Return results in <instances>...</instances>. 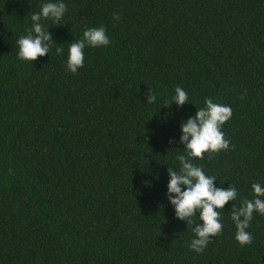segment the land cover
<instances>
[{
  "label": "trees",
  "instance_id": "trees-1",
  "mask_svg": "<svg viewBox=\"0 0 264 264\" xmlns=\"http://www.w3.org/2000/svg\"><path fill=\"white\" fill-rule=\"evenodd\" d=\"M43 2L0 0V264H264V215L246 246L230 219L264 184V0H64L62 22H43L49 54L20 60ZM100 26L109 46L68 72L69 43ZM177 86L194 105L165 107ZM206 99L232 110L229 149L193 162L238 196L197 254L200 221L177 219L165 193L180 122Z\"/></svg>",
  "mask_w": 264,
  "mask_h": 264
},
{
  "label": "clouds",
  "instance_id": "clouds-1",
  "mask_svg": "<svg viewBox=\"0 0 264 264\" xmlns=\"http://www.w3.org/2000/svg\"><path fill=\"white\" fill-rule=\"evenodd\" d=\"M66 11L64 0H45L39 12L30 16L31 27L28 34L20 36L15 42L18 48L17 58L32 62L37 57L49 54L50 45L54 42L49 28H46L43 22L60 24ZM113 18L118 20L119 16L114 14ZM109 44L110 39L105 27L87 28L83 31L81 39L69 43L66 70L74 74L84 66L86 47L104 48ZM55 51L60 55L63 49L58 47ZM155 102L156 97L150 93L146 103ZM173 103L179 108L191 102L188 93L177 86L165 107ZM231 116L230 106L206 99L204 107L196 110L194 115L181 120L179 143L183 145V153L175 157L179 167L176 170L167 167L168 182L165 196L173 207L175 217L186 222V225L193 223V217L200 221L192 228L194 238L188 245L190 250L197 254L202 253L211 242L210 237L222 233L224 225L221 222V212L226 203L237 199L238 193L232 184L227 188L216 186L214 184L217 181L216 177L207 175L193 160L202 159L206 153L212 154L229 149V141L224 138L221 129ZM250 187L253 198L242 199L239 207L232 204L230 208V219L235 226L234 239L241 246L252 242L253 237L248 228L253 220V213L264 215V184L252 183Z\"/></svg>",
  "mask_w": 264,
  "mask_h": 264
}]
</instances>
